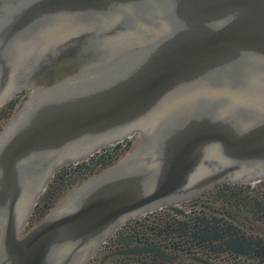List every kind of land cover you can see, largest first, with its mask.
<instances>
[{
	"label": "water",
	"instance_id": "obj_1",
	"mask_svg": "<svg viewBox=\"0 0 264 264\" xmlns=\"http://www.w3.org/2000/svg\"><path fill=\"white\" fill-rule=\"evenodd\" d=\"M74 46L104 56L0 136V264H85L130 216L264 175V0H6L0 100ZM133 132L129 157L20 237L55 169Z\"/></svg>",
	"mask_w": 264,
	"mask_h": 264
},
{
	"label": "flooded vegetation",
	"instance_id": "obj_2",
	"mask_svg": "<svg viewBox=\"0 0 264 264\" xmlns=\"http://www.w3.org/2000/svg\"><path fill=\"white\" fill-rule=\"evenodd\" d=\"M21 98L10 96L0 109L1 121ZM127 149L126 144L106 147L86 163L64 165L56 178L98 173ZM131 249L136 252L120 253ZM93 263L264 264V176L219 182L190 199L125 220Z\"/></svg>",
	"mask_w": 264,
	"mask_h": 264
},
{
	"label": "rangeland",
	"instance_id": "obj_3",
	"mask_svg": "<svg viewBox=\"0 0 264 264\" xmlns=\"http://www.w3.org/2000/svg\"><path fill=\"white\" fill-rule=\"evenodd\" d=\"M27 228H28V226H27Z\"/></svg>",
	"mask_w": 264,
	"mask_h": 264
}]
</instances>
